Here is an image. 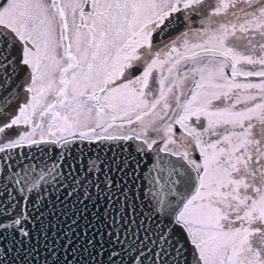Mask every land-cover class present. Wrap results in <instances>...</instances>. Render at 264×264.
Listing matches in <instances>:
<instances>
[{
    "label": "snow or ice",
    "instance_id": "6c2138e0",
    "mask_svg": "<svg viewBox=\"0 0 264 264\" xmlns=\"http://www.w3.org/2000/svg\"><path fill=\"white\" fill-rule=\"evenodd\" d=\"M65 181L121 205L107 264H264V0H0V236Z\"/></svg>",
    "mask_w": 264,
    "mask_h": 264
},
{
    "label": "water",
    "instance_id": "95a60500",
    "mask_svg": "<svg viewBox=\"0 0 264 264\" xmlns=\"http://www.w3.org/2000/svg\"><path fill=\"white\" fill-rule=\"evenodd\" d=\"M102 143L104 151L100 153V159L110 162L112 171L108 175L123 183L131 204L140 184L138 177L150 162L127 149L126 146L134 144V141ZM121 165L124 167L118 171ZM68 191L71 189L65 181L63 186L52 184L42 192L28 194L30 200L35 199L34 206L29 204L33 213L32 224H29L31 239L19 234L14 238L11 228L0 236V246L9 249V264L12 260L16 264H107L111 244L106 233L116 230L109 225L113 215L119 219L116 210L121 205L106 204L103 198L95 202V196L92 201L85 200L83 189L66 195ZM92 191L95 194L96 190ZM140 203L137 194L138 218L140 211H146L139 207ZM4 223H10V220L5 219Z\"/></svg>",
    "mask_w": 264,
    "mask_h": 264
},
{
    "label": "rangeland",
    "instance_id": "374dc122",
    "mask_svg": "<svg viewBox=\"0 0 264 264\" xmlns=\"http://www.w3.org/2000/svg\"><path fill=\"white\" fill-rule=\"evenodd\" d=\"M131 127H135V125L131 126ZM110 132H112L113 134H121V133H124V134H127L129 132V126L126 125V127H124L123 129H111ZM158 135L157 133H153L152 136H156ZM161 143V142H159Z\"/></svg>",
    "mask_w": 264,
    "mask_h": 264
},
{
    "label": "flooded vegetation",
    "instance_id": "af4514ba",
    "mask_svg": "<svg viewBox=\"0 0 264 264\" xmlns=\"http://www.w3.org/2000/svg\"><path fill=\"white\" fill-rule=\"evenodd\" d=\"M125 127H126V126H125ZM110 130H111V129H110ZM110 130H109V131H110ZM150 135H153V133H150ZM160 144H162V141H161V143H160Z\"/></svg>",
    "mask_w": 264,
    "mask_h": 264
}]
</instances>
